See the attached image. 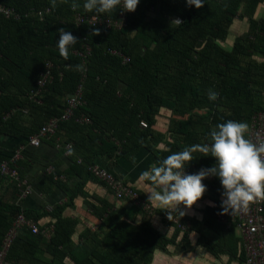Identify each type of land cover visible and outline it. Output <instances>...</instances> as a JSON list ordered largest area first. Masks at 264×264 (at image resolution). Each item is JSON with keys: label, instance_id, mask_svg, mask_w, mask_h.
Returning a JSON list of instances; mask_svg holds the SVG:
<instances>
[{"label": "trees", "instance_id": "16d2710c", "mask_svg": "<svg viewBox=\"0 0 264 264\" xmlns=\"http://www.w3.org/2000/svg\"><path fill=\"white\" fill-rule=\"evenodd\" d=\"M78 2V11L94 13L83 9L84 0ZM262 2L204 0V6L196 9L187 6L185 0H139L136 10L127 13L126 27L114 31L76 26L70 8L72 0H57L54 10L51 0H0L20 14L17 20L0 14V135L21 137L22 143L49 117L61 113L65 99L80 79L76 68L80 62L72 51L79 49L84 38L91 47V56L83 82L85 105L79 111L88 115L92 124L67 121L61 126H72L89 138L96 129V140L109 155L118 150L124 152L127 147L133 155L150 142H161L164 149L155 152L156 165L185 147L210 144V133L218 124L228 120L249 124L251 116L264 109V15L257 17ZM44 7L52 13L42 19L29 11ZM116 11L105 15L114 17ZM176 17L183 23H171ZM235 20H245L247 29L233 35L231 44L224 46ZM60 28L70 31L78 40L69 49L67 60L60 57L56 47ZM93 29H99L100 34L93 35ZM108 48L120 49L129 61L121 63L118 57L108 54ZM46 61L53 64L52 79L42 91L40 103H35L28 92L35 88ZM209 90L218 93L216 100L208 99ZM19 96L22 101L17 99ZM25 105L28 110H47V118L33 122L27 130L19 129L20 111L4 118L11 109ZM162 109L173 116L165 136L153 130ZM140 120L147 123L145 129L139 127ZM62 146L63 143L61 152ZM193 155L195 158L185 167L187 174L215 164L211 156L199 152ZM1 160L9 159L0 156ZM89 163L92 159L88 157L86 161L74 162L71 169L77 166L89 174ZM17 165L21 177L19 160ZM52 169L50 174L44 173L45 183L63 190L67 202L50 212L41 211L33 216L21 210L15 198L12 202L0 198V241L20 210L36 221L40 229L53 225L49 239L22 228L8 250V264H147L152 252L163 248L166 238L152 230L145 218H136L138 214L144 216L146 210L131 201L127 207L115 210L90 205L100 228L105 229L103 233L87 230L74 242L76 221L64 217L62 211L81 194L84 179L72 186L68 179L55 178L60 171ZM202 183L220 194L223 191L216 177ZM13 186L16 189L15 183ZM219 203L218 200L211 214L221 220L227 216L221 214ZM225 218L223 223L235 229V217Z\"/></svg>", "mask_w": 264, "mask_h": 264}, {"label": "crops", "instance_id": "0c3cea01", "mask_svg": "<svg viewBox=\"0 0 264 264\" xmlns=\"http://www.w3.org/2000/svg\"><path fill=\"white\" fill-rule=\"evenodd\" d=\"M237 21V20H236ZM234 21L230 28H233V35L236 30L247 29L245 20ZM19 101L21 97H17ZM49 103V102H48ZM28 105L22 107L27 109ZM19 129H28L34 122L39 123L47 118V110L30 109L26 112H19ZM160 116L156 117L153 130L158 134H167L168 121L173 116L169 111L160 110ZM175 118V117H174ZM94 135L89 138L81 131L74 130L72 126L62 125L57 137L64 144V140L73 144L74 154L68 156L61 152L55 141L51 137L42 138L37 147L29 145L25 140L19 143L21 137L11 135H0V156L10 159L15 151H19V167L21 179L26 181L32 188L31 194L20 201L19 207L30 215H37L49 207L51 210L58 205L67 202V196L58 186L49 187L45 183L44 173L46 166L55 167L60 171V175L72 186L81 179H84L81 194L77 195L72 206L63 208L64 217L76 221V227L72 239L77 242L79 235L85 231H95L103 233L105 228H100V221L95 217L90 205L101 208L118 209L120 206H128L129 200H117L98 181L87 174L83 168L72 165L78 159L83 161L89 157L92 163L104 167L115 176L122 179L126 184L132 186L142 202L151 208L147 214H138L137 219L145 218L152 230L158 232L166 243L163 248H156L147 264H244V253L242 240L239 232L233 227H229L221 220L215 219L211 214L219 200L221 205V194L215 188L207 190L203 196L192 206L190 210H185L186 214L180 217L173 214L183 225V230L176 229L175 224L168 220L167 215L153 203L148 202L147 195L152 190L150 182L142 181L141 173L150 170L155 163L156 151L164 149V144L149 143L147 148H140L135 154L129 151L130 148H123L124 152L118 150L116 153H106V148L101 147V143L96 140L99 133L93 129ZM34 134V133H32ZM60 143V144H61ZM18 144V145H17ZM90 164V163H89ZM88 165V164H87ZM14 183L5 177L0 178V198L5 202H12L15 198L16 189ZM48 187V188H47ZM46 188V189H45ZM264 204V202H263ZM183 209V206H181ZM50 212V211H49ZM225 219H234V214H226ZM44 256H48L44 254Z\"/></svg>", "mask_w": 264, "mask_h": 264}, {"label": "clouds", "instance_id": "9594fccd", "mask_svg": "<svg viewBox=\"0 0 264 264\" xmlns=\"http://www.w3.org/2000/svg\"><path fill=\"white\" fill-rule=\"evenodd\" d=\"M67 2V0H61ZM139 0H84L83 9L95 14H108L114 12L122 5V12H134ZM187 6L200 9L204 0H185ZM57 7V0H51V8ZM70 8L73 12L81 8L78 0H72ZM171 23L180 25V19ZM59 39L56 47L64 60L69 58V49L78 40L70 31L58 29ZM93 35H99V29H93ZM78 71L83 66H76ZM218 93L209 90L208 99L214 101ZM249 125L245 122L228 120L218 124L210 133L211 143L194 144L185 147L182 151L174 152L153 165L150 170L141 173V180L150 182L152 190L147 195L148 202L153 203L166 213L170 220L172 215L183 217L185 210L192 206L206 192L203 180L209 177L219 179L223 189L221 193V214L230 216L246 210L250 203L264 200V140L254 143L246 138ZM215 158V164L209 168H201L195 174H187L185 167L195 157L194 153ZM73 150L69 148L67 155L72 156ZM183 206V209L181 208Z\"/></svg>", "mask_w": 264, "mask_h": 264}, {"label": "built area", "instance_id": "2783aa9c", "mask_svg": "<svg viewBox=\"0 0 264 264\" xmlns=\"http://www.w3.org/2000/svg\"><path fill=\"white\" fill-rule=\"evenodd\" d=\"M122 5L118 6L116 9V15L114 17H109L105 14H95V13H85L80 11H75L72 16V20L76 26H89V27H99L105 30L120 31L126 27L127 24V13L122 12ZM31 13H35L37 17L42 19L44 16L51 14L52 10L49 7H44L40 9H31ZM0 14L5 18L19 19L20 14L15 11L11 6H6L0 3ZM26 16V13H24ZM179 19L178 17L173 18ZM108 54L116 56L120 59L121 63H127L129 57L125 55L120 49L108 48ZM72 53L78 57L80 65L83 66V70L80 71V79L77 83L74 91L65 99L64 106L59 115L49 117L38 130L27 138L29 145L37 147L40 144L42 138L54 137L55 144L57 147H61V142L57 137V133L60 130L62 123L67 121H73L78 125L89 126L92 124L90 117L79 109L85 105V100L83 98V82L86 77L87 63L91 56V47L82 38V43L79 49H75ZM52 69L53 64L50 61L44 63L42 71L35 82V88L28 92L29 99L35 103H40V95L44 90L45 86L52 79ZM15 111L26 112L27 109H17L13 108L4 115V118L14 114ZM249 131L246 134V138L254 143H259V141L264 140V109L255 112L249 122ZM139 127L145 129L147 123L144 120L139 121ZM61 143V144H60ZM72 147L71 142L63 144L62 148L65 153L68 152L69 148ZM19 151H15L9 160L0 161V176L10 179L15 183L16 194H15V204L19 205L25 197H27L32 192L31 186L21 179L18 175V165ZM80 163L81 160H77ZM87 172L94 177L96 180L100 181L105 187L110 191L112 196L117 200H129L136 204L141 205L148 213L151 212V208L141 201L138 192L132 188V186L126 184L122 179L115 176L112 172L104 167L98 166L94 163L87 165ZM52 167L47 166L45 172L50 174L52 172ZM55 178L63 180L62 176H55ZM264 200H257L249 204L246 210H241L234 214L235 217V229L239 232L240 238L242 240V247L244 253V264H264ZM46 211H51L49 207L45 208ZM171 220L176 223L178 229H183V226L177 221L176 217H172ZM26 228L30 230L31 233L37 234L41 233L44 238L49 239L53 233V225L48 224L43 226L42 229L39 228L36 221L31 218L25 217L23 212L18 211L13 217L9 228L3 234L0 241V264L7 263V253L11 247L12 242L16 238L18 232Z\"/></svg>", "mask_w": 264, "mask_h": 264}, {"label": "rangeland", "instance_id": "374dc122", "mask_svg": "<svg viewBox=\"0 0 264 264\" xmlns=\"http://www.w3.org/2000/svg\"><path fill=\"white\" fill-rule=\"evenodd\" d=\"M264 15V3L262 2L259 7H258V12H257V17H261ZM236 21V20H235ZM238 21V20H237ZM236 21V22H237ZM237 25L240 26V23L237 22L236 23ZM242 28H240L239 30H236L235 32V35H240L243 33V31L241 30ZM245 31V30H244ZM233 28H230V34H229V37H228V41H226L227 44L224 43V46H228L229 44H231L232 40H233ZM234 35V36H235ZM147 214V211L145 212Z\"/></svg>", "mask_w": 264, "mask_h": 264}]
</instances>
